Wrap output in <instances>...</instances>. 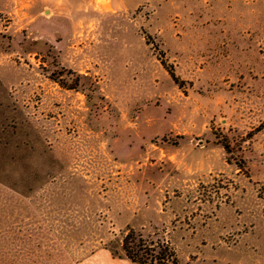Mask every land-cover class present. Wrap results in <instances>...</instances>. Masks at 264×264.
<instances>
[{
  "label": "rangeland",
  "instance_id": "1",
  "mask_svg": "<svg viewBox=\"0 0 264 264\" xmlns=\"http://www.w3.org/2000/svg\"><path fill=\"white\" fill-rule=\"evenodd\" d=\"M131 230L264 264V0H0V264Z\"/></svg>",
  "mask_w": 264,
  "mask_h": 264
},
{
  "label": "trees",
  "instance_id": "2",
  "mask_svg": "<svg viewBox=\"0 0 264 264\" xmlns=\"http://www.w3.org/2000/svg\"><path fill=\"white\" fill-rule=\"evenodd\" d=\"M136 233L131 230L129 233L124 234L121 240L120 248L125 257L130 259L133 263L138 264H158L160 260L165 259L168 255L166 264H176V256L162 241H146L141 238L140 234H136L137 238L133 235Z\"/></svg>",
  "mask_w": 264,
  "mask_h": 264
}]
</instances>
